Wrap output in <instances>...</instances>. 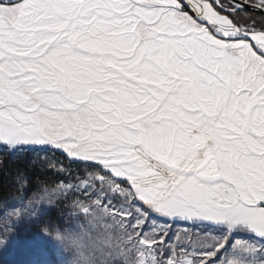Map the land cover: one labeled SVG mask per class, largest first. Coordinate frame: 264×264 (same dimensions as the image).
<instances>
[{"label":"snow or ice","instance_id":"6c2138e0","mask_svg":"<svg viewBox=\"0 0 264 264\" xmlns=\"http://www.w3.org/2000/svg\"><path fill=\"white\" fill-rule=\"evenodd\" d=\"M0 145L62 177L17 170L0 238L96 196L160 264H264V0H0Z\"/></svg>","mask_w":264,"mask_h":264},{"label":"rangeland","instance_id":"374dc122","mask_svg":"<svg viewBox=\"0 0 264 264\" xmlns=\"http://www.w3.org/2000/svg\"><path fill=\"white\" fill-rule=\"evenodd\" d=\"M0 145V150H3ZM82 175V174H81ZM112 180L106 179L103 187L107 190L112 185ZM55 186V185H54ZM49 187V191L54 190ZM54 200L63 199L54 197ZM16 201H9V204ZM68 206L63 208L65 214L64 227L56 226L46 218V213L36 218L20 220L14 233L0 238V264H89L90 259L99 253L91 248V241L97 236L105 240L103 245L107 254L104 264H160L159 253L146 246L147 241L138 239V234L132 230L128 221L121 214L109 207L108 203L96 196L69 198ZM67 214V215H66ZM99 215V222L95 227L89 226V221ZM200 228L201 232H216L217 229L209 226L193 225ZM63 237L79 234L87 238L82 240L80 252L70 246L67 240H57L56 234ZM194 241L204 239L211 243L214 237L197 236L190 233ZM241 236L234 238V245L239 251L242 247ZM201 245H190L191 253L184 257V264L192 260ZM229 260L240 264L238 256L230 255Z\"/></svg>","mask_w":264,"mask_h":264},{"label":"trees","instance_id":"16d2710c","mask_svg":"<svg viewBox=\"0 0 264 264\" xmlns=\"http://www.w3.org/2000/svg\"><path fill=\"white\" fill-rule=\"evenodd\" d=\"M250 12V11H249ZM256 16L260 14L254 13ZM48 158H52L53 162L55 159L63 160L64 164H69L59 152L48 153ZM45 156L40 153L38 156L33 153H9L5 149L0 150V193L5 197L15 191L14 175L17 170L26 173L29 177L30 186L28 192H32L36 187L37 183L46 184L47 188L52 187L55 183L62 179L55 175L52 171H49L45 166ZM71 167L76 170L80 168V165L72 164ZM83 175V172H81ZM12 201V200H9ZM8 201V202H9ZM68 200L59 199L56 207L46 213V218L56 226L64 227L67 224L65 220V214L61 210L67 207ZM67 215V214H66Z\"/></svg>","mask_w":264,"mask_h":264},{"label":"clouds","instance_id":"9594fccd","mask_svg":"<svg viewBox=\"0 0 264 264\" xmlns=\"http://www.w3.org/2000/svg\"><path fill=\"white\" fill-rule=\"evenodd\" d=\"M98 222L99 215L97 214L96 216H94L93 219L89 221V226L95 227ZM55 238L57 240H67L69 245L74 247L77 250V253H79L81 249L82 240L87 238V234H85L84 237L79 234H71L67 237H63L59 233H57ZM104 243L105 240L102 236H97L94 240L91 241V248H94L99 253V255L95 258L90 259L89 264H104L107 256L103 247Z\"/></svg>","mask_w":264,"mask_h":264},{"label":"water","instance_id":"95a60500","mask_svg":"<svg viewBox=\"0 0 264 264\" xmlns=\"http://www.w3.org/2000/svg\"><path fill=\"white\" fill-rule=\"evenodd\" d=\"M249 11L251 12L252 10L251 9H249ZM258 13V12H257ZM258 14H260V13H258Z\"/></svg>","mask_w":264,"mask_h":264}]
</instances>
